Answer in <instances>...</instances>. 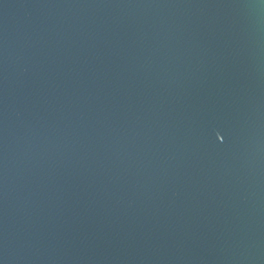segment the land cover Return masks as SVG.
Here are the masks:
<instances>
[{"label": "water", "instance_id": "obj_1", "mask_svg": "<svg viewBox=\"0 0 264 264\" xmlns=\"http://www.w3.org/2000/svg\"><path fill=\"white\" fill-rule=\"evenodd\" d=\"M0 264H264V0H0Z\"/></svg>", "mask_w": 264, "mask_h": 264}]
</instances>
